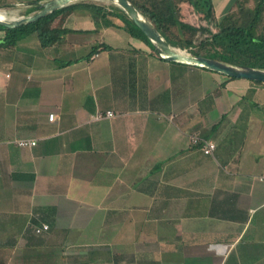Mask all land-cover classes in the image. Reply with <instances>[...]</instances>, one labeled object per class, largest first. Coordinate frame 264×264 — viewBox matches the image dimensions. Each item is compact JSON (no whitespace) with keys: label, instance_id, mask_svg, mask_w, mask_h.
Returning a JSON list of instances; mask_svg holds the SVG:
<instances>
[{"label":"crops","instance_id":"crops-1","mask_svg":"<svg viewBox=\"0 0 264 264\" xmlns=\"http://www.w3.org/2000/svg\"><path fill=\"white\" fill-rule=\"evenodd\" d=\"M64 27L0 47V264H188L201 243L202 264H264V82L166 60L85 8Z\"/></svg>","mask_w":264,"mask_h":264},{"label":"trees","instance_id":"trees-1","mask_svg":"<svg viewBox=\"0 0 264 264\" xmlns=\"http://www.w3.org/2000/svg\"><path fill=\"white\" fill-rule=\"evenodd\" d=\"M174 47L236 66L264 69V0H235L227 13L216 16L213 0H128ZM4 5V4H3ZM4 6H12L5 4ZM31 6L26 14L40 10ZM85 8L107 25L123 29L129 36L150 44L151 40L118 5L100 0H79L61 7L35 22L8 28L0 24V47H15L20 40L36 34L48 48L63 39L69 15ZM97 51L93 49L92 54ZM234 78V77H230ZM200 147V144L195 145Z\"/></svg>","mask_w":264,"mask_h":264},{"label":"water","instance_id":"water-1","mask_svg":"<svg viewBox=\"0 0 264 264\" xmlns=\"http://www.w3.org/2000/svg\"><path fill=\"white\" fill-rule=\"evenodd\" d=\"M77 1L79 0H46L39 4L41 7L40 10L19 18H7L5 12L0 11V24L8 28L29 24L61 7ZM107 1L120 6L129 15L135 24L151 40L154 48L162 58L169 61L198 66L230 77L264 82V69L236 66L204 56H195L185 50L171 46L153 24L147 20L131 2L128 0Z\"/></svg>","mask_w":264,"mask_h":264},{"label":"built area","instance_id":"built-area-1","mask_svg":"<svg viewBox=\"0 0 264 264\" xmlns=\"http://www.w3.org/2000/svg\"><path fill=\"white\" fill-rule=\"evenodd\" d=\"M114 115L115 113L112 110H108L106 112H98L97 114H95L94 119L101 120L107 117H113ZM49 118L53 119L54 114L53 113L49 114ZM17 143L19 146H22V147H31V146L36 145L37 141L34 139H19L17 140ZM192 143L194 145L200 144L201 150L207 155H213L217 149V143L214 140L202 138L198 135H194L192 137ZM49 229H50V226L48 224L42 223L40 226H37L35 228V232L37 234H41L42 232L48 231ZM216 248L222 249L223 247L221 245H218L216 246Z\"/></svg>","mask_w":264,"mask_h":264},{"label":"rangeland","instance_id":"rangeland-1","mask_svg":"<svg viewBox=\"0 0 264 264\" xmlns=\"http://www.w3.org/2000/svg\"><path fill=\"white\" fill-rule=\"evenodd\" d=\"M101 2H102V4H105V5H109L110 4V2L109 1H107V0H100ZM27 8L28 7H25V6H20V7H18V6H16L15 8H13V7H11V8H1V9H4L3 11H5L6 10V16H7V18H13V17H21V16H27V14H26V10H27ZM32 14V13H31ZM30 15V14H29ZM222 15V14H221ZM204 245H205V243L204 244H199V246L201 247L199 250H197V251H199V254H201V255H204V256H202V258H195V259H193V260H188L187 262H188V264H192V263H196L197 262V260L198 261H200L201 262V264L202 263H208L209 261H211L212 259H211V257H210V255L208 254V253H206V252H204ZM208 249L209 250H211L212 248H211V246L210 247H208ZM218 262V260L217 259H213V263L215 264V263H217Z\"/></svg>","mask_w":264,"mask_h":264}]
</instances>
